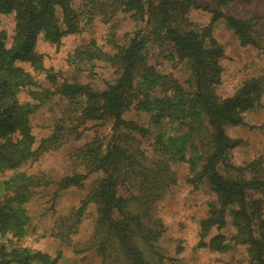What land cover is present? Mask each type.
Segmentation results:
<instances>
[{"label": "trees", "instance_id": "trees-1", "mask_svg": "<svg viewBox=\"0 0 264 264\" xmlns=\"http://www.w3.org/2000/svg\"><path fill=\"white\" fill-rule=\"evenodd\" d=\"M229 1L217 0L215 6ZM197 7L195 0H87L79 14L71 0H0V14L13 13L15 19L10 47L0 31V175L13 172L0 182V238L22 241L30 222L27 206L49 185L43 174L17 170L42 153L78 140L86 123L98 122L109 125L104 140L93 138L70 154L73 167L83 173L56 183L58 190L83 189L90 175L100 174L79 205L55 221L54 236L62 245H69L93 205V246L100 264H169L157 246L163 225L149 214L176 185L171 166L188 163L189 183L195 188L205 185L215 197L199 223L198 246L211 252L226 248L219 235L208 243L204 239L213 226H223L229 209L235 229L231 241L248 246L245 264H264V170L259 161L246 168L231 165L229 153L240 142L225 134L226 127L241 125L244 112L259 107L264 80L245 82L231 97L216 95L223 48L211 26L198 27L189 20V11ZM119 12L140 24L125 45L108 54L91 41L69 57L73 64L102 61L113 68L118 76L102 90L75 79L45 88L19 65L28 64L34 74L45 72L43 56L35 50L39 35L59 45L64 37L80 32L82 18L98 15L109 21ZM222 18L241 47L262 48L255 18ZM153 48L171 62L186 65L183 85L149 63ZM48 78L56 80L54 75ZM23 90L37 103H20ZM54 96L64 105L49 136L35 148L31 117ZM146 146L152 148V157ZM19 244H0V264H57L58 257Z\"/></svg>", "mask_w": 264, "mask_h": 264}, {"label": "rangeland", "instance_id": "rangeland-1", "mask_svg": "<svg viewBox=\"0 0 264 264\" xmlns=\"http://www.w3.org/2000/svg\"><path fill=\"white\" fill-rule=\"evenodd\" d=\"M110 3L113 0H99ZM217 0H195L197 8L191 9L189 20L198 27L211 26L212 36L223 48V57L219 62L221 68L220 82L215 87V93L220 98L231 97L245 82L261 78L264 80V0H231L226 5L215 6ZM87 0H71L72 8L80 14ZM232 15L238 18H255L257 31L263 45L241 47L231 30L224 23L222 16ZM82 18V17H81ZM81 30L78 34L64 37L59 45H50L41 35L37 37L35 50L43 56L45 72L34 74L28 64H19L25 71L35 76L39 84L52 88L59 81L77 80L89 84L97 90H102L113 82L118 73L102 61H92L88 64H73L69 57L80 46L93 42L104 53L113 54L117 47L128 42L130 35L140 27L127 14L120 12L109 21L100 16L82 18ZM15 19L13 13L0 14V31L6 39L5 46L10 47L14 37ZM149 63L154 64L162 74H169L183 85L188 78L185 64L171 62L167 57L153 48L149 53ZM48 75L56 77L55 82ZM20 103L36 104L30 99L28 92L19 93ZM64 102L57 96L42 102L31 117L32 134L35 138V148L42 139L49 136L50 127L58 118ZM142 120V121H141ZM140 121L146 124V118ZM82 129L78 140L57 150L42 153L38 159L29 161L17 171L27 175L43 174L49 182L47 188L41 189L28 204L27 211L30 222L26 235L21 242L10 237L0 238V244L6 247L18 245L30 251L46 254L51 258L58 257L57 264H100L93 246V226L95 208L89 205L86 214L69 245H62L54 236L55 221L66 215L70 209L76 208L87 191L100 178V174H92L83 182V189L68 188L58 190L56 183L63 177L73 173H83L81 167H73L70 154L93 138H104L108 135L109 125L88 122ZM81 129V128H80ZM226 136L235 142H240L229 153V163L237 168H246L251 163L259 161L264 170V95L259 107L242 114L241 125L226 127ZM147 154L152 157V148L146 146ZM171 170L176 175V185L171 187L162 200L156 202L149 214L151 220H159L164 232L157 242L162 254L169 264H245L249 260L248 246L233 244L231 241L235 229L231 224L229 209L224 213V224L213 226L205 243L214 237H221V245L225 249L211 252L207 247H199V223L208 216L215 197L205 186L195 188L188 181L190 167L188 163L174 164ZM13 172L0 175V182L9 178ZM216 206V205H215ZM264 223V201L261 209ZM264 227V224H263ZM264 231V230H263ZM170 260V261H169Z\"/></svg>", "mask_w": 264, "mask_h": 264}]
</instances>
